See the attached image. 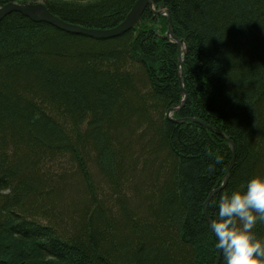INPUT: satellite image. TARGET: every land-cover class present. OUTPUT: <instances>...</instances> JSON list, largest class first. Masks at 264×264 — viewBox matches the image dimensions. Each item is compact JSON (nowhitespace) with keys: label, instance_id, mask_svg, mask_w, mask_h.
<instances>
[{"label":"trees","instance_id":"16d2710c","mask_svg":"<svg viewBox=\"0 0 264 264\" xmlns=\"http://www.w3.org/2000/svg\"><path fill=\"white\" fill-rule=\"evenodd\" d=\"M10 1L106 29L137 0ZM153 4L187 45L174 119L235 143L226 186L222 135L166 116L182 99L166 17L148 6L99 39L14 11L0 21V264H224L203 204L217 189L214 221L223 194L264 175V0ZM253 233L264 239V221Z\"/></svg>","mask_w":264,"mask_h":264},{"label":"clouds","instance_id":"9594fccd","mask_svg":"<svg viewBox=\"0 0 264 264\" xmlns=\"http://www.w3.org/2000/svg\"><path fill=\"white\" fill-rule=\"evenodd\" d=\"M214 207L212 231L224 264H264V239L253 233L257 222L264 221V175L252 176L242 189L223 194Z\"/></svg>","mask_w":264,"mask_h":264},{"label":"water","instance_id":"95a60500","mask_svg":"<svg viewBox=\"0 0 264 264\" xmlns=\"http://www.w3.org/2000/svg\"><path fill=\"white\" fill-rule=\"evenodd\" d=\"M153 7V0H137L129 14L127 15L126 19L116 27L113 28H106V29H97V28H88L78 24H74L68 21L63 20L59 16L53 14L47 6L42 2L38 1L36 3H17L14 1L5 3L4 5L0 6V21L6 17L8 14L19 11L22 14L37 20V21H46L49 22L56 27L65 30L71 33L77 34H84L89 35L94 38L105 39L118 36L124 32H127L134 28L136 24L139 22L140 15L144 11L147 6ZM161 15L165 16L169 20V30H168V37L175 42H178L180 45V54H179V61L182 63L181 58V49L183 48L182 45H185L181 40H179L176 35L173 33V22L172 17L169 10H160L158 11ZM186 50V46L184 51ZM186 99V97H185ZM233 148V144H232ZM233 166V162L231 163L230 167ZM231 169V168H230ZM229 178V172L226 173L225 180L226 183ZM205 213H207L206 206L204 208Z\"/></svg>","mask_w":264,"mask_h":264},{"label":"bare ground","instance_id":"6f19581e","mask_svg":"<svg viewBox=\"0 0 264 264\" xmlns=\"http://www.w3.org/2000/svg\"><path fill=\"white\" fill-rule=\"evenodd\" d=\"M164 9L169 10V9H167V8H165V7H163L162 9H158V8H157L156 10L160 11V10H164ZM169 12H170V10H169ZM154 14H155V15H161V14L158 13V12H155ZM170 14H171V13H170ZM161 16H163V15H161ZM173 33H174V32H173ZM83 35H84V34H83ZM169 39H170V38H169ZM178 39H179V38H178ZM170 40H171V39H170ZM179 40H181V41L185 44V45H182L183 48L181 49V55H182L181 61H182V63H180V61H178V62H179V69H180V71H181V77H180V79H181V81H182V80H183V77H182V75H183V68H184V66H183V64H184V58H183V55L186 53L187 45H186V41H185L184 39H179ZM171 41H172V40H171ZM172 42L176 43V44L179 46V48H180V45H179L178 42H175V41H172ZM185 46H186V50L184 51ZM178 55H179V54H178ZM177 58H179V56H177ZM185 97L187 98V91H186L185 87L182 86V99H181V101H180L179 104L169 107V109H168L167 112H166L167 117H168L169 119H171V120L176 121L177 123H183V122H186V121H188V120H189V121H194V122L196 121V122L202 124L204 128L209 129L211 132H216V133L221 134L222 137H223V138L227 141V143L229 144L230 151H231V154H232L231 163L233 162V164H234V160H235V157H234V156L236 155V147H235V143H234V141L230 138L229 135H227L226 132L221 131V130H220V131L217 130V129H216L215 127H213L211 124H209V123L205 122L204 120H202V119H200V118H197V117H187V118H178V119H174V117H173V116H174V113L177 112V111H179V110H181V108H182L183 105L185 104V101H186ZM232 144H233V148H232ZM230 168H232V167H229V169L227 170L226 173H228L229 170H231ZM225 176H226V174H225ZM226 184H227V183H226V180H225V178H223V182H222L221 188L225 187ZM216 192H217V189H213V190L210 192V194L207 196V199L205 200V202H204V204H203V206H204V207H203V212H204L205 216L207 217L206 219H207V221H208V223H209L211 229H212V222H213V220L210 218V216H209L207 213H205L204 208H205V206H206V210L208 211V204H209V201L211 200L212 196H213ZM213 233H214V232H213ZM26 262H27V261H23L21 264H26ZM217 264H218V261H217Z\"/></svg>","mask_w":264,"mask_h":264},{"label":"rangeland","instance_id":"374dc122","mask_svg":"<svg viewBox=\"0 0 264 264\" xmlns=\"http://www.w3.org/2000/svg\"><path fill=\"white\" fill-rule=\"evenodd\" d=\"M10 2H11V1H10ZM14 2L21 3V2H18V1H14ZM134 5H135V4H134ZM134 5H133V6H134ZM147 7H148V6H147ZM147 7H146V8H147ZM132 8H133V7H132ZM146 8H145V9H146ZM162 8H163V7H161V8L159 7L158 9H162ZM145 9H144V11H145ZM156 9H157V8H156L155 6L150 7V11L152 12V14H154L155 12H158V10H156ZM144 11L141 13V15H140V19H141V17H142V14L144 13ZM128 14H129V13H128ZM128 14H127V15H128ZM157 16H161V15H155V14H154L155 19H157V18H156ZM126 17H127V16H126ZM163 17H165V16H163ZM125 19H126V18H125ZM125 19H124V20H125ZM140 19H139V22H138L136 25H138V24L140 23ZM166 19H167V18H166ZM124 20H123V21H124ZM157 20H158V19H157ZM167 20H168V19H167ZM123 21H122V22H123ZM122 22H121V23H122ZM121 23H120V24H121ZM154 23H155V21H154ZM156 23H158V22H156ZM158 24H159V23H158ZM118 25H119V24H118ZM118 25H116V26H118ZM153 25H154L156 28H159L156 24H151L150 26H153ZM116 26H115V27H116ZM112 28H113V27H112ZM167 28H168V29H167L166 35H167V33H168V30H169V20H168V26H167ZM76 34H77V33H76ZM86 36H89V35H86ZM167 36H168V35H167ZM90 37H91V36H90ZM176 37H177V36H176ZM177 38H178V37H177ZM180 48H181V47H180ZM180 48H179V54H180ZM178 56H179V55H178ZM178 61H179V58H178ZM180 76H181V71H180ZM180 81H181V80H180ZM181 84H182V86H184V85H183V80L181 81ZM166 116H167V114H166ZM167 118H168V117H167ZM234 157H235V156H234ZM94 173H95V177H96V179H98L99 182H100V184H101V186H103L102 183H101V181H102V177H101L99 171L96 170V168H94ZM229 175H230V170H229ZM228 179H229V178H228ZM104 192H105V191H103V193H104ZM207 214H208V211H207ZM208 215H209V214H208ZM206 218H207V217H206ZM202 247H203V246H202ZM203 248H204V247H203ZM219 258H220V257H218V259H219ZM26 264H27V262H26Z\"/></svg>","mask_w":264,"mask_h":264}]
</instances>
